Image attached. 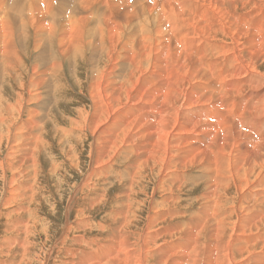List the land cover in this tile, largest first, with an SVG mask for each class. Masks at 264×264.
Instances as JSON below:
<instances>
[{
  "label": "bare ground",
  "instance_id": "obj_1",
  "mask_svg": "<svg viewBox=\"0 0 264 264\" xmlns=\"http://www.w3.org/2000/svg\"><path fill=\"white\" fill-rule=\"evenodd\" d=\"M42 2L0 23V264H262L264 0Z\"/></svg>",
  "mask_w": 264,
  "mask_h": 264
},
{
  "label": "rangeland",
  "instance_id": "obj_2",
  "mask_svg": "<svg viewBox=\"0 0 264 264\" xmlns=\"http://www.w3.org/2000/svg\"><path fill=\"white\" fill-rule=\"evenodd\" d=\"M6 1V2H5ZM12 1V2H11ZM17 1V2H16ZM22 1V3H20V2ZM33 1V0H32ZM44 2H42V3H44V4H51V3H57V4H59V3H64V2H67L68 0H63L62 2H60V0H43ZM119 1H122V2H124V3H128V4H130V6H134L135 5V3H138V2H140V4L139 5H136V6H139V9L138 10H141V9H149V7L150 6H154V4H155V7H157L158 8V6H156V4L159 2H161L160 3V5H162L163 3V1L164 0H151V2H149L150 0H148V1H145L147 4H144V1L143 0H119ZM143 1V2H142ZM2 2V3H1ZM24 2V3H23ZM35 2V1H34ZM109 2L113 5V6H116V3H117V0H109ZM12 3H14L13 5H14V7H15V9H17V8H21L22 9V11H19V14H21V15H23V14H28L26 11V7H25V5H28L29 4V0H1L0 1V15H2V17L0 16V23L2 22V21H4V17L6 16L5 14H7V12H9V8H10V14H11V16H13L15 19H18V20H20L21 18H20V16H18L14 11H11L12 9H14L13 8V5H12ZM16 4V5H15ZM25 4V5H24ZM71 4V3H70ZM73 4V3H72ZM2 5H4V6H2ZM108 5H110V4H108ZM142 5V6H141ZM145 5V6H144ZM2 6V7H1ZM141 6V7H140ZM9 7V8H8ZM70 7L71 8H73V5H70ZM148 7V8H147ZM8 8V9H7ZM159 9V8H158ZM5 10V11H4ZM62 11L63 9H61V8H59V9H57V11ZM2 11V12H1ZM115 11H117V13L118 14H120L119 12H118V10H117V7L115 8ZM6 12V13H5ZM26 12V13H25ZM3 13V14H2ZM118 14H117V16H116V18L117 19H119L120 17H122V15L120 14L119 16L120 17H118ZM105 16H108V15H105ZM112 18V17H111ZM115 18V13H114V11H113V18L112 19H114ZM25 21V18H24V15H23V22ZM117 26H119V27H117ZM123 26V27H122ZM129 25H125V23H123L122 25H118V24H114V28L115 29H125V28H127ZM248 27H250V28H253L252 26H248ZM198 40V38H196V40H195V43H198V42H196ZM204 44L202 45V47H204V49L205 50H208V48H206L207 47V43H205V42H203ZM214 46V45H213ZM215 47V46H214ZM47 52H48V50H47ZM99 54V53H98ZM130 54H132V47L130 48ZM3 56H1V58H2ZM131 61V60H130ZM72 91H69V96L71 97V98H73L74 99V103H75V105H78V106H80L81 104H86L85 103V99L84 98H82V99H80V96H75L74 95V93L72 92ZM54 102V101H53ZM52 102V103H53ZM81 102H83V103H81ZM80 104V105H79ZM50 107V106H49ZM199 109L200 108H196V109H194L193 111H192V117L193 118H199L200 117V115H199V113H198V111H199ZM50 111H49V108H48V113H49ZM259 132H260V134H259V136H264V124L262 125V128H259V129H257ZM79 138V137H78ZM76 139L77 141L80 139ZM87 138V137H86ZM256 139H257V137H255ZM76 140H71V141H73V142H77ZM92 142V140L91 139H88V140H86L85 141V143H84V145L82 146L81 144H80V146L82 147V148H80L81 150H83V151H79V153H80V157H81V164L79 165V168L81 169V172L82 173H87V170H88V167H89V164H90V154L88 153V146H89V144ZM112 142V141H111ZM110 142V143H111ZM111 145V144H110ZM110 145H109V147H110ZM54 149L55 148H58V146H57V144L55 143L54 144ZM149 152H151V149L149 150ZM54 151H53V155L52 156H54ZM56 155V154H55ZM57 156H60V157H62L61 156V154H58V155H56V156H54V157H57ZM46 157V156H45ZM53 158V157H52ZM45 159V158H44ZM44 165H45V163H44ZM43 165V167H42V169H41V174H42V180L44 181L45 180V178H47L49 175H48V172H49V169L47 168V166L45 165L44 166ZM120 165V168H118V167H116L118 170H121V171H124V170H126L127 172L129 171V168H126V167H122V165L121 164H119ZM28 172V174L30 175V176H32L33 177V175H34V173L32 172V171H30V169L28 168V170H27ZM66 174V176H68V179H71L72 181H75V182H80L81 181V175L79 174V172L77 171V170H73V169H65V170H63L62 171V173L60 172V174H59V176L60 177H66V176H64ZM66 179V178H65ZM68 179H66V180H68ZM34 180H26V186H21V185H18V184H14V185H16L17 186V188L16 189H12V191H10V194H12V193H14L17 189H22V188H24V190L33 182ZM52 183V181H50L49 182V186H50V184ZM11 186H13V185H11ZM26 191V190H25ZM2 192H3V189H2V187H0V198H1V196H2ZM114 193H117V194H119L120 192L119 191H114L113 192V194ZM263 195V194H262ZM261 195V196H262ZM213 196H214V193H213ZM212 196V197H213ZM182 197V196H181ZM198 199H200L199 198V196L197 195L196 196V198H195V200H198ZM11 201H19V199H10ZM114 201V200H113ZM56 202V201H55ZM85 202H87L86 200H85ZM47 203H49V204H47ZM28 205V204H27ZM50 205V201H48V202H45L44 203V205H43V202H42V206L47 210V209H49V206ZM80 205V204H79ZM64 206L62 205V203H60L59 204V209L61 208H63ZM256 209H258V210H256ZM63 210H64V208L62 209V212H63ZM143 210H144V212H143V215H142V222H141V226H143V224H144V222H145V219H146V216H147V214H148V212H149V209L147 210V209H145V208H143ZM195 210V209H194ZM107 210L106 209H104L103 211H102V215L100 214L99 216H95V217H97L98 218V222H99V220H101L102 222H108V220H109V218H110V214L112 213V211L111 210H108L107 212H106ZM261 212V213H260ZM178 212H176V213H170L169 214V216L166 218L167 220H169V221H173V222H177L176 220H175V217H176V214H177ZM246 213H248L249 214V212H246ZM261 214V215H260ZM263 214V215H262ZM184 215H187V214H185L184 213ZM57 216H58V213L56 214V217H55V220L53 219V222L54 221H56V218H57ZM258 216H260L261 218L260 219H263L264 218V207H259V208H255L254 209V217L256 218V217H258ZM21 217H23V216H21ZM21 217H19V218H17L18 220H21ZM64 218V219H63ZM76 218V214H75V212H73L72 213V220L73 219H75ZM57 220L58 221H63V220H65V217L63 216V217H61V218H57ZM51 221H52V219H51ZM103 224H105V223H103ZM8 225H10L9 223H8ZM6 227H8L7 225H6ZM96 227L97 228H95V226H93L92 228H91V231L93 230V231H98V230H101V228H100V225H98V224H96ZM19 233V232H18ZM18 233H15V235H18ZM94 235H96V233H93ZM2 235H0V238H3V237H1ZM85 243L86 244H88V241H85ZM110 249L112 250V252H113V247H112V245L110 246ZM97 253L98 254H100L101 256H104V251L103 250H97ZM214 259V255H213V257H210V259ZM262 264H264V261H263V263Z\"/></svg>",
  "mask_w": 264,
  "mask_h": 264
}]
</instances>
